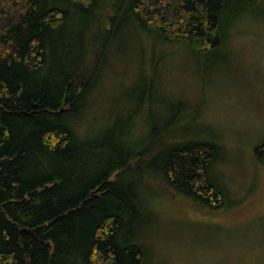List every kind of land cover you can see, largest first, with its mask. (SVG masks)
<instances>
[{"label": "trees", "instance_id": "obj_1", "mask_svg": "<svg viewBox=\"0 0 264 264\" xmlns=\"http://www.w3.org/2000/svg\"><path fill=\"white\" fill-rule=\"evenodd\" d=\"M253 13L264 17V0H0V264H144L145 239L131 232L144 208L161 211L148 200L159 186L185 215L223 218L228 193L213 172L223 149L196 130L200 105L162 135L149 167L136 152L141 134L107 150L77 124L115 43L138 34L157 45L142 63L152 82L173 44L203 73L226 60L233 29ZM254 154L264 168V139ZM141 163L150 189L135 180Z\"/></svg>", "mask_w": 264, "mask_h": 264}, {"label": "rangeland", "instance_id": "obj_2", "mask_svg": "<svg viewBox=\"0 0 264 264\" xmlns=\"http://www.w3.org/2000/svg\"><path fill=\"white\" fill-rule=\"evenodd\" d=\"M127 34L122 38L127 40ZM131 38V43L112 46L111 62L93 89L92 96L97 95L93 108L77 127L88 136L99 133L107 150L118 149L125 132L141 134L136 150L153 157L162 135L185 126L191 110L200 105L196 130L213 134L222 146L213 172L229 199L223 218L201 219L182 213L163 187L148 190V200L161 211L156 215L144 208L147 214L131 232L140 244L145 239L144 264H264V168L254 154L264 139V17L255 14L239 21L229 38L226 60L203 73L183 44L164 47L171 54L160 62L156 82L145 78L150 66L142 75L141 71L143 58L157 52V45L138 34ZM171 101H179L183 108L187 103L188 108L175 111ZM140 165L143 172L135 180H148L145 188L150 189L153 173Z\"/></svg>", "mask_w": 264, "mask_h": 264}, {"label": "bare ground", "instance_id": "obj_3", "mask_svg": "<svg viewBox=\"0 0 264 264\" xmlns=\"http://www.w3.org/2000/svg\"><path fill=\"white\" fill-rule=\"evenodd\" d=\"M102 128H103V126H102ZM102 128H99V129H102ZM98 129V130H99ZM120 149V148H119ZM136 152H138L139 153V155H145V157H146V163H147V165H152L155 161L153 160L154 159V154H153V157H151V155H149V154H147L146 152H143V151H137L136 150ZM138 158H140V156L139 157H136V160L138 159Z\"/></svg>", "mask_w": 264, "mask_h": 264}, {"label": "water", "instance_id": "obj_4", "mask_svg": "<svg viewBox=\"0 0 264 264\" xmlns=\"http://www.w3.org/2000/svg\"><path fill=\"white\" fill-rule=\"evenodd\" d=\"M23 230H26V228H25V229H23Z\"/></svg>", "mask_w": 264, "mask_h": 264}]
</instances>
